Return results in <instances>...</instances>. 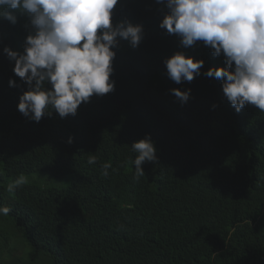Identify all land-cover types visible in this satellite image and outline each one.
<instances>
[{
  "label": "trees",
  "instance_id": "obj_1",
  "mask_svg": "<svg viewBox=\"0 0 264 264\" xmlns=\"http://www.w3.org/2000/svg\"><path fill=\"white\" fill-rule=\"evenodd\" d=\"M158 7L120 0L114 23L142 24L145 36L114 49L115 90L39 123L18 111L28 88L3 52H23L28 18L0 20V207L10 209L0 264H264V112L237 113L215 77L172 81L164 60L177 51L203 59L201 73L224 57L202 41L181 47L159 27ZM173 88L191 89L189 101ZM146 134L158 161L136 179L131 144ZM20 174L27 183L8 192Z\"/></svg>",
  "mask_w": 264,
  "mask_h": 264
},
{
  "label": "clouds",
  "instance_id": "obj_2",
  "mask_svg": "<svg viewBox=\"0 0 264 264\" xmlns=\"http://www.w3.org/2000/svg\"><path fill=\"white\" fill-rule=\"evenodd\" d=\"M161 14L159 27L179 37L183 48L202 41L214 57H224L223 67L201 73L205 61L177 51L164 60L167 76L176 84L191 82L203 74L222 81L226 99L239 113L253 105L264 112V0H154ZM120 0H0V20L15 25L17 12L28 18V35L23 52L5 47L3 52L15 62L13 72L27 85L19 97L18 111L39 123L53 111L61 118L75 116L82 103L93 95L115 90L114 49L127 41L133 49L142 43V24L124 19L114 23ZM51 84V88L46 87ZM16 87L15 79L9 80ZM176 100L186 104L191 89H170ZM218 105H213L216 108ZM74 142L69 137L68 143ZM137 153L132 163L135 178L145 175L142 165L158 161L157 147L150 134L131 144ZM93 155L89 164H95ZM110 163L102 165L108 176ZM27 183L20 174L7 187L14 192ZM10 209L0 207V214Z\"/></svg>",
  "mask_w": 264,
  "mask_h": 264
},
{
  "label": "rangeland",
  "instance_id": "obj_3",
  "mask_svg": "<svg viewBox=\"0 0 264 264\" xmlns=\"http://www.w3.org/2000/svg\"><path fill=\"white\" fill-rule=\"evenodd\" d=\"M22 244L20 243L19 246H21Z\"/></svg>",
  "mask_w": 264,
  "mask_h": 264
}]
</instances>
